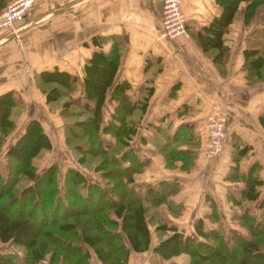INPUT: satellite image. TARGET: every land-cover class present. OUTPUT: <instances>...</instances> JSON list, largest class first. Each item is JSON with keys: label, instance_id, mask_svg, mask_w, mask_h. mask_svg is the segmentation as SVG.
I'll return each instance as SVG.
<instances>
[{"label": "crops", "instance_id": "1", "mask_svg": "<svg viewBox=\"0 0 264 264\" xmlns=\"http://www.w3.org/2000/svg\"><path fill=\"white\" fill-rule=\"evenodd\" d=\"M8 1L0 0V9ZM160 3L35 0L21 20L0 28V93L10 91L16 106L13 127L0 145V163L4 168L6 145L30 117L38 120L50 142L32 159L55 160L62 148L69 149L63 145V126L71 117L61 114L62 100L86 110L96 103L101 145L108 150L118 147L116 156L126 150L140 162L130 173L131 188L144 194L163 182L168 186L155 204L149 202L150 192L142 200L148 205V217L155 216L156 228L169 234L173 226L183 236L200 240V234L210 230L242 233L236 226L237 215L246 209L257 218L258 202L264 201L259 191L255 199L240 195L244 180L239 176L249 168L260 180L255 188L264 183V128L259 122L264 113V80L247 78L242 64L250 30L240 15L234 16L221 33L227 49L220 61H213L196 35L218 14L216 1L181 0L186 33L172 37L161 33ZM94 53L114 58L109 83L96 102L83 89L84 65ZM53 69L65 71L70 79L65 96L47 100L41 91L46 81L37 80V73ZM115 82L126 84L118 97L111 95ZM213 102L225 114L222 148L226 149L214 163L204 157V116ZM110 121L114 128L119 121L121 126L127 122L130 130L113 132L108 129ZM48 158L37 164L32 160L35 169L43 168L51 161ZM67 166L81 171L73 164ZM156 245L149 241L146 249L129 251L128 264L135 253L142 257L141 264H169L174 255L187 259L183 251L160 257L153 250Z\"/></svg>", "mask_w": 264, "mask_h": 264}, {"label": "trees", "instance_id": "2", "mask_svg": "<svg viewBox=\"0 0 264 264\" xmlns=\"http://www.w3.org/2000/svg\"><path fill=\"white\" fill-rule=\"evenodd\" d=\"M215 1L219 6L218 14L196 36L200 48L211 54V60L220 61L227 49V45L221 40V33L234 17L240 0ZM246 1L241 8L243 19L252 13V9L248 11L247 6L260 2ZM260 26L254 34L257 33L262 43L259 46L244 47L242 50L246 77L251 76L255 80H264V71L260 67L264 64V56H252L256 51L264 50V23ZM113 62L114 58L107 59L103 54L94 53L84 65L83 89L86 96L95 99V102L102 96L104 86L109 83L114 69ZM69 79V74L56 69L37 73V80L56 81L59 84L41 88L47 100L59 95L65 96ZM125 86L124 82H115L111 95L121 96ZM13 101L10 91L0 93V145L13 127ZM69 103L68 99H63L60 104L61 114L71 117L63 126V140L78 161L82 157L100 156L92 170H96L103 184L108 186L103 187L95 181H88L81 171L67 166L61 180L64 188L60 191L55 181L57 167L54 163L39 170L31 163V158L39 150L48 148L50 142L38 120L28 118L3 151L6 169L5 174L0 175V243L19 245L27 250L19 255L9 248L0 249V264H50L55 261L63 264L61 262H68V259H72L70 261L73 264H89L84 260L88 255V247L94 249L103 264L111 258L108 251L112 255L117 254V258L112 259L109 264H128L129 248L121 240L122 234L131 249L144 250L148 246L143 220L144 205L140 202L150 192L153 198L149 202L155 204L163 197L168 186L163 182L157 190L145 189L144 194L133 190L127 182L130 173L140 167V162L126 150L120 151L116 156L118 147L108 150L101 145L98 138L99 114L96 103L92 110L75 108ZM77 115L80 116L77 118ZM259 122L264 128V113L259 115ZM119 123L114 128L110 121L108 129L120 133L130 130L129 123L125 122L122 126ZM122 161H126V164H122ZM239 177L244 180L240 190L241 197L257 198L258 190L255 185L260 180L252 174V170L249 168L246 174ZM23 178L28 180L19 184ZM87 202H91L93 206H86ZM258 207L257 218L251 216L246 209L237 215L245 234L234 230H229L227 234L210 230L204 233L205 240H194L188 235L183 236L171 226L172 231L165 237L164 242L157 243L153 250L165 257L180 251L186 252L189 255L187 264H264L263 200L258 202ZM90 213L95 215L90 216ZM111 214L121 215L119 222H115ZM81 215L88 217L78 218ZM69 218L72 223L67 224L70 222ZM99 242L100 247L97 250ZM102 244L111 250L101 247ZM163 246L171 250L164 253Z\"/></svg>", "mask_w": 264, "mask_h": 264}, {"label": "rangeland", "instance_id": "3", "mask_svg": "<svg viewBox=\"0 0 264 264\" xmlns=\"http://www.w3.org/2000/svg\"><path fill=\"white\" fill-rule=\"evenodd\" d=\"M33 1H35V0H32V2ZM260 2L259 3H256V4H254L253 6H247V10L248 11H250L251 9H252V13L249 15V16H247L246 18L244 17V23H245V26L247 27V29H249L250 30V36H248L246 39H245V45H244V47H249V46H251V47H254V46H259V43H262L260 40H259V37H257V33L256 34H254V32L257 30V29H259V28H261V26L260 25H262L263 23H264V0H263V2H262V0H259ZM245 2H247L246 0H240L239 1V7H238V9H237V11H236V13H235V15L234 16H237V15H240L242 18H243V12H242V6L245 4ZM32 4V3H31ZM31 4H30V6H31ZM161 5H162V2L160 3V10H161ZM5 7V6H4ZM3 7V8H4ZM2 8V9H3ZM178 8H179V10L181 11L180 13H181V15L184 17V28H185V22H186V17H185V14H184V12L182 11V9H181V0H179V3H178ZM159 10V11H160ZM20 20V19H19ZM15 21H18V20H15ZM14 22V21H13ZM186 29V28H185ZM161 30H162V27H161ZM185 33H186V30H185ZM181 34H183V33H181ZM243 47V48H244ZM252 56H255V57H259L260 58V56H264V50H258V51H256L255 52V54L253 53V55ZM260 67L262 68V70L264 71V64H262V65H260ZM252 79H254L255 80V78L253 77ZM52 84H51V82L50 81H48V82H46V83H42V85H41V88H49L50 86H51ZM13 111H12V113L15 111V109H16V106H13ZM11 113V114H12ZM58 141H57V143H59L60 144V141H59V139H57ZM205 141V140H204ZM63 142H64V140H63ZM63 145H64V147L66 148V149H68V146L65 144V142L63 143ZM223 146L222 147H224V141H223V144H222ZM226 145V144H225ZM221 147V149L218 151V153L213 157V158H211V160L213 161V163L215 162V160H216V158H218V156L220 155V154H222L223 153V151H225L226 149H224V148H222ZM42 150V149H41ZM70 152H69V151ZM68 150H65L64 148H62V150L61 151H59V152H57V154H55L54 156H53V158H55V160L53 159V160H51V158H48L47 156L46 157H44V158H41V157H36V159L35 160H33L32 158L34 157H32L31 158V163H32V160H33V162H34V164H37V163H39V162H41L43 159H45V161H46V159L48 158L49 160H51V161H47V163L46 164H49V163H54L55 164V166L57 167L56 168V173H55V181H56V185H57V187H58V189L61 191L64 187H63V183H61V180H62V176H63V173H64V170H65V167H66V165L67 164H73V165H75V166H77L78 168H80L81 169V171H82V173L85 175V178L88 180V181H95L96 183H99V185H101V186H103V187H107L108 185H105V184H103V181H102V179H100V177L97 175V171L96 170H92V166H93V164L95 163V161H96V159H98L100 156H93V157H82V159H80L79 161L76 159V155L70 150V149H68ZM39 152H40V150H39ZM39 153H37V155H38ZM37 155H35V156H37ZM204 157L205 158H208V157H206V154L204 153ZM38 158V159H37ZM215 158V159H214ZM1 159V158H0ZM210 159V158H209ZM89 160V161H88ZM1 162H2V159H1ZM77 162V163H76ZM2 163H0V169H4V171H3V174H1L0 173V175H4L5 174V167H6V162L4 163V168H3V166L1 165ZM33 164V163H32ZM45 164V165H46ZM44 165V164H43ZM83 166V167H82ZM86 167V168H85ZM212 167L213 166H211V169H212ZM210 169V170H211ZM95 171V172H94ZM28 179L27 178H23L21 181H20V183L19 184H22V183H24V182H26ZM102 182V183H101ZM258 191L260 192V195H261V197L262 196H264V183H262V184H260V185H258ZM93 201V200H92ZM141 204H143L144 205V210H143V220H144V226H145V229H146V231H147V235H148V242L150 241V242H157L158 244L159 243H163L164 241V239H165V237L168 235V231H165L163 228H161V227H158V228H156V226H155V222H156V218H155V216L153 217V218H150V217H148V214H147V212H148V205L145 203V202H140ZM85 205L86 206H88V207H92L93 206V204L91 203V202H87V203H85ZM13 206V209H14V205H12ZM252 206H254V205H252ZM143 209V208H142ZM256 208L254 207V210H255ZM253 210V212L254 213H256L255 211ZM91 215L90 216H94L95 215V213H90ZM125 215V214H124ZM111 216H113L114 217V219L116 220L115 222H119V220H120V216H116L115 214L113 215V214H111ZM132 216V215H131ZM82 217H88V216H86V215H81V216H79L78 218H82ZM258 217V216H257ZM66 220V219H65ZM68 220H70V222H67V224H70V223H72V220H71V218H69ZM238 220V219H237ZM239 221V220H238ZM237 221V223H236V226H237V228L240 230V231H242V234H245L246 232H245V229H244V227L243 226H241L240 224H239V222ZM170 223V222H169ZM232 225H233V223H231ZM231 225V226H232ZM116 228H118V227H116ZM223 233H225V234H227V232H223ZM165 234V236H163ZM167 234V235H166ZM121 237V240H123L125 243H126V245L128 246V248H129V251H133L134 249H131L130 248V246L128 245V243L126 242V240H125V238H124V236H123V234H122V236H120ZM163 237V238H162ZM200 237L202 238V240H205L206 238H205V235H204V233H201L200 234ZM192 239H194V240H200V239H197V237H192ZM208 239V238H207ZM209 240V239H208ZM163 241V242H162ZM101 242V241H100ZM100 242L97 244V246H96V249L98 250L99 249V247H100ZM157 244V245H158ZM101 247H104V248H106L107 250H111L110 248H108V247H106L105 245H103L102 244V246ZM7 248H9L12 252H15L16 254H22V252L23 251H25V250H27V249H25V248H23V247H21V246H19V245H8V244H4V243H0V249L2 250V249H7ZM171 250V248L168 250V248H165L164 246H163V248H162V251L164 252V253H168L169 251ZM128 251V252H129ZM135 251V250H134ZM128 252H127V255H128ZM108 253V255L110 254V257L111 258H109L108 260H106V264L108 263H111L112 262V259H114V258H117V254L116 255H112V252L111 251H108L107 252ZM46 255H47V252L45 253ZM159 255H161V254H159ZM170 255H173V254H170ZM170 255H168V256H170ZM182 256H185V255H180L179 257H177V255L175 256H172V257H174L175 259L174 260H170V263L169 264H187V262H188V260H189V255L187 254L186 256H187V259H185V260H183V257ZM128 257V256H127ZM160 257H165V256H160ZM167 257V256H166ZM142 257H140V256H137L136 255V253L133 255V256H130V263L131 264H141L139 261H140V259H141ZM192 259V257L190 256V260ZM70 260H72V259H68V262L67 261H63V262H61V263H63V264H73ZM84 260L86 261V263H89V264H103L102 263V261L101 260H99L98 259V257H97V255L95 254V252H94V249L93 248H91V247H88V255L86 256V258H84ZM183 260V261H182ZM59 262L58 261H55V263H50V264H58ZM127 263H128V259H127ZM44 264H49V263H44Z\"/></svg>", "mask_w": 264, "mask_h": 264}, {"label": "built area", "instance_id": "4", "mask_svg": "<svg viewBox=\"0 0 264 264\" xmlns=\"http://www.w3.org/2000/svg\"><path fill=\"white\" fill-rule=\"evenodd\" d=\"M161 33L168 37L185 33L184 17L178 8L179 0H161ZM32 0H10L0 9V28H10L15 20H21ZM206 137L204 153L212 158L223 146L225 136V114L217 103H211L204 116Z\"/></svg>", "mask_w": 264, "mask_h": 264}]
</instances>
